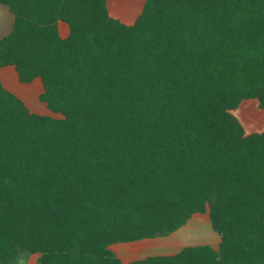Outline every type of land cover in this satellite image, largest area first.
<instances>
[{"label": "trees", "instance_id": "obj_1", "mask_svg": "<svg viewBox=\"0 0 264 264\" xmlns=\"http://www.w3.org/2000/svg\"><path fill=\"white\" fill-rule=\"evenodd\" d=\"M0 68L43 84L63 118L0 82V264H264V0H147L127 25L108 0H0ZM67 26L63 37L59 25ZM208 214L219 249L123 263L111 245Z\"/></svg>", "mask_w": 264, "mask_h": 264}, {"label": "rangeland", "instance_id": "obj_2", "mask_svg": "<svg viewBox=\"0 0 264 264\" xmlns=\"http://www.w3.org/2000/svg\"><path fill=\"white\" fill-rule=\"evenodd\" d=\"M136 3L138 0H109L110 14L123 23L132 24L134 22L132 16L135 13V10H132L133 7H137ZM0 82L5 89L22 100L31 113L63 118L61 114H54L50 111L40 100L39 97L43 92L40 79L33 83H22L18 73L11 66L0 68ZM232 114L241 124L246 136L264 132V107L258 98L243 100L238 108L232 111ZM220 242L221 236L212 229L209 215L206 213L194 215L185 226L171 235L113 244L110 249L123 263H130L150 256L174 255L187 246L209 245L218 250ZM40 257L38 253L24 252L15 258L14 263L37 264Z\"/></svg>", "mask_w": 264, "mask_h": 264}, {"label": "crops", "instance_id": "obj_3", "mask_svg": "<svg viewBox=\"0 0 264 264\" xmlns=\"http://www.w3.org/2000/svg\"><path fill=\"white\" fill-rule=\"evenodd\" d=\"M141 2L142 1L138 0V3L135 4L137 7H135V8L133 7L132 11L135 10V13L132 16V20L134 22L140 16V14H142L147 0H144L142 3ZM140 3H141V5H140ZM108 7H109V0H108ZM138 7H140V8H138ZM109 11H110V7H109ZM111 16H112V14H111ZM14 21H15L14 15L9 11V8L7 6L0 4V39L12 32ZM124 24H127V23H124ZM127 25H131V24H127ZM59 30L61 31V34L63 37L67 36L68 29H67L66 25L60 24Z\"/></svg>", "mask_w": 264, "mask_h": 264}]
</instances>
